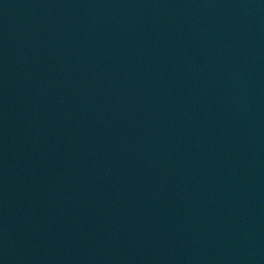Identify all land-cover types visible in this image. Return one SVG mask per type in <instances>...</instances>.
Listing matches in <instances>:
<instances>
[{
  "label": "water",
  "instance_id": "1",
  "mask_svg": "<svg viewBox=\"0 0 264 264\" xmlns=\"http://www.w3.org/2000/svg\"><path fill=\"white\" fill-rule=\"evenodd\" d=\"M0 264H264V0H0Z\"/></svg>",
  "mask_w": 264,
  "mask_h": 264
}]
</instances>
